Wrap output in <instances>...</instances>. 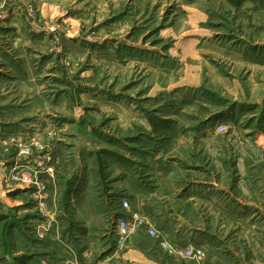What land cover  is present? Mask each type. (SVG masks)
<instances>
[{
  "label": "rangeland",
  "instance_id": "374dc122",
  "mask_svg": "<svg viewBox=\"0 0 264 264\" xmlns=\"http://www.w3.org/2000/svg\"><path fill=\"white\" fill-rule=\"evenodd\" d=\"M136 246L264 264V0H0V264Z\"/></svg>",
  "mask_w": 264,
  "mask_h": 264
},
{
  "label": "built area",
  "instance_id": "2783aa9c",
  "mask_svg": "<svg viewBox=\"0 0 264 264\" xmlns=\"http://www.w3.org/2000/svg\"><path fill=\"white\" fill-rule=\"evenodd\" d=\"M222 128H225L222 126ZM122 206L123 209L125 208L126 210L129 211V204L127 200L122 201ZM138 231H145L148 236L151 238H156L158 237L157 231L154 228V225L148 220L147 217L141 215V214H135L132 215L128 218H123L119 219L116 223V228H115V235H116V241H117V247L121 248L126 245L127 239L130 237L132 233L138 232ZM162 247L170 250L171 252V247L168 243L164 242L160 244ZM197 252L194 253V250L188 254L187 258H196L197 256H205V252L201 249H196Z\"/></svg>",
  "mask_w": 264,
  "mask_h": 264
},
{
  "label": "crops",
  "instance_id": "0c3cea01",
  "mask_svg": "<svg viewBox=\"0 0 264 264\" xmlns=\"http://www.w3.org/2000/svg\"><path fill=\"white\" fill-rule=\"evenodd\" d=\"M105 196H106V195H105ZM140 232H141V231L135 232L136 234L132 233V234L130 235V237L128 238L129 240L127 239L126 244H127V245H129V244L131 245V243H133V241L136 240V241H135V245H136L137 241L140 240V238H141L140 235H139ZM144 233H146V232H144ZM133 234H134V235H133ZM146 234H147V233H146ZM149 238H150V237H149ZM133 252H138V253L141 254V255H142V254H143V255H146V260H147L148 264H151V263L154 261V260H152V257H153L152 255H154V252H153V249H152L151 247H149V246L146 247V251L144 250V252H142V250H140V249L138 248V246H136V249H135ZM127 254H129V253H127ZM127 254L124 255V253H123V257L126 256ZM148 258H149L150 260H149ZM127 259H128V258L125 257V260H127ZM130 262H131V261H130ZM130 264H133V263L131 262ZM135 264H141V263H135Z\"/></svg>",
  "mask_w": 264,
  "mask_h": 264
}]
</instances>
